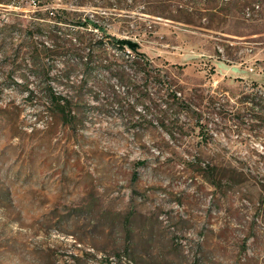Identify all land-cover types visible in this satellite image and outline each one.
Here are the masks:
<instances>
[{"label":"rangeland","instance_id":"374dc122","mask_svg":"<svg viewBox=\"0 0 264 264\" xmlns=\"http://www.w3.org/2000/svg\"><path fill=\"white\" fill-rule=\"evenodd\" d=\"M86 1L0 0V264H264V0Z\"/></svg>","mask_w":264,"mask_h":264},{"label":"trees","instance_id":"16d2710c","mask_svg":"<svg viewBox=\"0 0 264 264\" xmlns=\"http://www.w3.org/2000/svg\"><path fill=\"white\" fill-rule=\"evenodd\" d=\"M62 3L64 4V7L60 8L59 11L47 10L43 13H37L39 17L42 18V16H44L43 18H45L46 20H51L52 23L36 22L37 26L29 27L31 31L33 28L34 30H37L35 32H38V30L46 31L47 37L51 41V48H57L62 44L67 45L70 49L74 48V50H77L78 48H76V45L78 43L80 44L83 42V39H81L79 35L72 32H66L69 29H67L66 31L61 30L60 23L67 25L66 27L73 26L89 29L90 32L99 31L101 34L98 37L100 41L107 40V43L120 50H123L125 48V44L122 43V40L126 39H119L118 37H115L114 35L108 33L106 27L103 25V22L101 20L89 16H80L79 12H81L80 10L82 6L88 4L86 0H62ZM163 17L169 18L168 16ZM31 36H36V34L34 32H31L30 37ZM76 40H78V42H76ZM137 47L138 45L137 43H135V47L131 49L133 52H135V54H138L136 52ZM88 51H90V49H88ZM126 56L131 57V55L128 54H126ZM114 59L118 60L119 58L115 57ZM30 60L32 65L34 61L33 59ZM27 62L29 63V60ZM85 63L89 64L90 60L86 59ZM33 92L34 91L32 89H28L29 95H32ZM172 97L178 98L176 97L175 91H173ZM45 98L47 103L53 104L56 107L58 112L61 114V118L66 121L68 115L65 113V109L67 107H70L71 100L65 97L56 96L54 91H52V88L47 91ZM261 184L264 190V181H262Z\"/></svg>","mask_w":264,"mask_h":264},{"label":"water","instance_id":"95a60500","mask_svg":"<svg viewBox=\"0 0 264 264\" xmlns=\"http://www.w3.org/2000/svg\"><path fill=\"white\" fill-rule=\"evenodd\" d=\"M122 43H124L125 45H127L131 49L135 47V42H133L131 40H122Z\"/></svg>","mask_w":264,"mask_h":264}]
</instances>
